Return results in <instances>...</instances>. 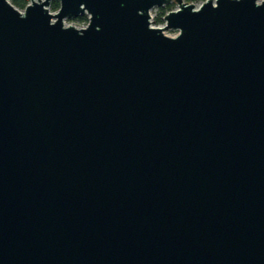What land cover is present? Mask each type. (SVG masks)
I'll use <instances>...</instances> for the list:
<instances>
[{"label": "water", "instance_id": "1", "mask_svg": "<svg viewBox=\"0 0 264 264\" xmlns=\"http://www.w3.org/2000/svg\"><path fill=\"white\" fill-rule=\"evenodd\" d=\"M50 1L0 0V264H264V0Z\"/></svg>", "mask_w": 264, "mask_h": 264}, {"label": "trees", "instance_id": "2", "mask_svg": "<svg viewBox=\"0 0 264 264\" xmlns=\"http://www.w3.org/2000/svg\"><path fill=\"white\" fill-rule=\"evenodd\" d=\"M188 2H194V1H199V0H185ZM10 2L17 8L19 9H23L25 7V5L28 3V0H10ZM175 3L173 2H169L167 4H165L164 6H159L157 8V12L154 15V22L155 23H161L163 21V15L173 9ZM59 8V0H51L49 3V9L52 11H56ZM77 20H84L86 19V15H80L78 17H76Z\"/></svg>", "mask_w": 264, "mask_h": 264}, {"label": "built area", "instance_id": "3", "mask_svg": "<svg viewBox=\"0 0 264 264\" xmlns=\"http://www.w3.org/2000/svg\"><path fill=\"white\" fill-rule=\"evenodd\" d=\"M202 1L203 0H199V1H194V2H191V3H194L195 5H199ZM154 8H158V7H154ZM154 8H152V9H154ZM151 10H150V24H151V26H160V27L163 26V24H164L163 21L161 23H155L154 22V16L151 13ZM83 15H86V19H84V20H77L76 18L65 19L64 20V24L65 25L71 24V25H74L76 27H85L87 25V23H88V15L86 13L83 14ZM164 33L169 35V36H175L178 33V31L176 29H167V30L164 31Z\"/></svg>", "mask_w": 264, "mask_h": 264}, {"label": "rangeland", "instance_id": "4", "mask_svg": "<svg viewBox=\"0 0 264 264\" xmlns=\"http://www.w3.org/2000/svg\"><path fill=\"white\" fill-rule=\"evenodd\" d=\"M174 0H171L170 2H173ZM174 3H175V1H174ZM173 8H176V3H175V5H174V7ZM52 11V10H51ZM52 12H55V11H52ZM156 12H157V8H154V9H152L151 10V13L153 14V16L156 14ZM173 32V31H172Z\"/></svg>", "mask_w": 264, "mask_h": 264}]
</instances>
